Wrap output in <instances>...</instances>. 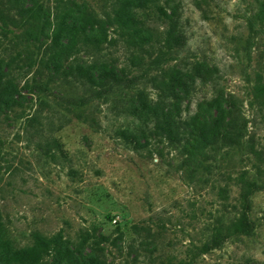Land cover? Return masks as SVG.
<instances>
[{"label": "rangeland", "instance_id": "374dc122", "mask_svg": "<svg viewBox=\"0 0 264 264\" xmlns=\"http://www.w3.org/2000/svg\"><path fill=\"white\" fill-rule=\"evenodd\" d=\"M262 1L0 0V264H30L32 252L19 263L7 252L32 246L35 233L60 235L37 264H264V107L252 97L256 73L264 80ZM32 6L41 31L17 14ZM120 9L139 30L109 25L105 40L88 31L92 43L48 59L47 22L60 10L74 33L83 11L104 20ZM171 25L182 42L162 58ZM69 43L66 34L62 46ZM93 62L112 65L121 80L100 97L72 74ZM170 70L181 84L162 100L157 86ZM213 97L223 108L233 100L243 137L196 148L187 133L211 128ZM140 98L157 109H143ZM157 121L169 123L173 140ZM239 175L254 185L253 232L215 244L214 228L241 211Z\"/></svg>", "mask_w": 264, "mask_h": 264}, {"label": "trees", "instance_id": "16d2710c", "mask_svg": "<svg viewBox=\"0 0 264 264\" xmlns=\"http://www.w3.org/2000/svg\"><path fill=\"white\" fill-rule=\"evenodd\" d=\"M67 3L63 1L61 5V9H63ZM68 7V6H67ZM69 8V7H68ZM264 1L259 2V12L260 15L256 17L260 20L261 25H264ZM39 7L32 6L29 8H19L18 15L22 22L31 23L35 30L39 28L40 16H39ZM123 9H120L119 12L115 13L112 17H106V19H101L92 11L85 10L81 14V23L80 26L74 29V33H70L67 30L66 17L68 13L65 11H59L55 16V21L53 24L47 22V25L52 28V35L50 41V47L54 51L50 53L48 59L52 60L55 57H67L69 53L78 52V40L83 42L92 43L87 37V32L92 30H98L103 39H106V27L109 25H117L121 28L127 35L131 34L129 29L132 32L139 30L138 21L131 17L130 15H126L123 18ZM177 21L173 20L172 25L176 26ZM172 25L165 31L164 37L162 39V45L166 49L164 52L161 51L162 58L168 52L173 50L177 45L181 44L182 37L181 35H174L172 30ZM249 27L250 31H255L254 22L249 19ZM43 25L39 30L41 31ZM123 33V34H125ZM68 34L70 37V43L67 46H62V38ZM98 44V43H97ZM97 46V45H96ZM98 47V46H97ZM47 48V47H46ZM86 52L88 54L94 55V49L86 47ZM97 64L95 62L91 63L89 66L84 67L81 65H77L72 74L77 78L84 86H87L91 90V93L100 97L102 94L108 93L115 86L120 85L121 80L118 77V74L115 72L112 65L107 66L105 64H101L96 67ZM97 70L93 73L92 70ZM170 74L167 76V79H163L160 82V85L157 86L159 89V96L163 100L168 96L170 91L174 89V84L180 83V75H178L175 71L170 70ZM5 89L0 86V100L2 93ZM252 97L259 104L260 107H264V80L261 73H256L255 83L252 86ZM141 106L143 109L149 111H155L158 107V103H148L143 99H139ZM224 102L227 104V108H223L221 101L218 97H213L210 101L211 106H215L217 110V115L212 123L211 128H205V126H200L198 128L194 127L188 131L189 138L194 140V146L197 148L199 146H203L206 143H215L220 141L223 144L234 145L241 142V138L243 137L242 129L246 127L245 121L240 123L239 114L236 111V104L230 97L224 99ZM77 118H82L87 120V115L84 113H75ZM156 128L161 130V134H165V136L173 140L176 134L172 131L167 121L156 123ZM210 131L208 132V130ZM208 133L210 135H208ZM55 146L57 143L53 142ZM250 152L256 157L257 160H263L261 151L256 149L253 143H250ZM256 169L260 170L259 165H256ZM236 183L238 184L239 192L238 198L242 201V207L239 214L232 219H229L226 222L219 223L213 232V240L216 243L224 242L226 239L232 236L245 235L249 236L253 232V223L248 217L249 203L248 198L254 189L253 183L245 178L244 175H239L236 179ZM34 243L30 247L22 248L19 250H15L13 252H7V256L10 257L11 262L19 263L23 262V256L27 253L32 254V262L30 264H37L38 260L44 255L49 254L50 251L56 248L58 244V237L60 235H54L50 238H44L39 233H35L33 235ZM206 250V249H203ZM8 251V250H6ZM89 264H104L98 258H92L89 260ZM175 264H190L178 262Z\"/></svg>", "mask_w": 264, "mask_h": 264}]
</instances>
